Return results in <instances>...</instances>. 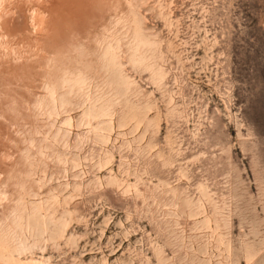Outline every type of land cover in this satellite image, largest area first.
I'll return each mask as SVG.
<instances>
[{"label": "rangeland", "instance_id": "374dc122", "mask_svg": "<svg viewBox=\"0 0 264 264\" xmlns=\"http://www.w3.org/2000/svg\"><path fill=\"white\" fill-rule=\"evenodd\" d=\"M0 243L264 264V0H0Z\"/></svg>", "mask_w": 264, "mask_h": 264}, {"label": "bare ground", "instance_id": "6f19581e", "mask_svg": "<svg viewBox=\"0 0 264 264\" xmlns=\"http://www.w3.org/2000/svg\"><path fill=\"white\" fill-rule=\"evenodd\" d=\"M6 247L3 245V243H0V255L1 256H6L7 257V260L10 262V263H12V264H36V263H34V262H32V261H27V262H21V261H23V260H21V261H19V260H14V259H12L11 258V256H7V254H6ZM14 258V257H13Z\"/></svg>", "mask_w": 264, "mask_h": 264}]
</instances>
